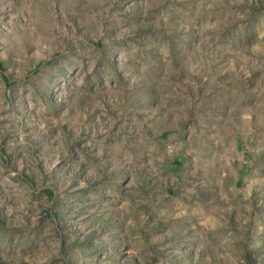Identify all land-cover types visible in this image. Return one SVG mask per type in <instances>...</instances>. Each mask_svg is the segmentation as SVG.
I'll list each match as a JSON object with an SVG mask.
<instances>
[{
    "label": "rangeland",
    "instance_id": "obj_1",
    "mask_svg": "<svg viewBox=\"0 0 264 264\" xmlns=\"http://www.w3.org/2000/svg\"><path fill=\"white\" fill-rule=\"evenodd\" d=\"M0 264H264V0H0Z\"/></svg>",
    "mask_w": 264,
    "mask_h": 264
}]
</instances>
